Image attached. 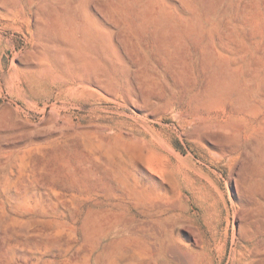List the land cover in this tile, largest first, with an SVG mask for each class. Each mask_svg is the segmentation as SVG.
Here are the masks:
<instances>
[{
	"label": "rangeland",
	"instance_id": "1",
	"mask_svg": "<svg viewBox=\"0 0 264 264\" xmlns=\"http://www.w3.org/2000/svg\"><path fill=\"white\" fill-rule=\"evenodd\" d=\"M184 251L264 264V0H0V264Z\"/></svg>",
	"mask_w": 264,
	"mask_h": 264
},
{
	"label": "bare ground",
	"instance_id": "2",
	"mask_svg": "<svg viewBox=\"0 0 264 264\" xmlns=\"http://www.w3.org/2000/svg\"><path fill=\"white\" fill-rule=\"evenodd\" d=\"M80 19V18H79ZM159 204V203H158ZM162 207V206H161ZM196 242H197V240L196 239H194ZM168 246V245H167ZM171 247V246H170ZM177 247H178V245H177ZM176 247V248H177ZM181 248H182V246H181ZM172 249V248H171ZM167 250V249H166ZM168 250H170V248L168 249ZM179 250V249H178ZM182 250V249H181ZM184 250V249H183ZM177 251V250H176ZM186 251V250H185ZM184 251V253H186ZM171 252H173V250L171 251ZM183 253V254H184ZM171 254H173V253H171ZM171 254H170V256H171ZM187 254V253H186ZM169 256V257H170ZM178 256V255H177ZM180 257V256H179ZM172 258H175L174 256L172 257ZM178 258V257H177ZM181 258V257H180ZM160 259V258H159ZM177 261L179 262V260L177 259ZM191 262H192V256H191V254L190 253H188L187 255H185L184 257H183V264H191Z\"/></svg>",
	"mask_w": 264,
	"mask_h": 264
}]
</instances>
